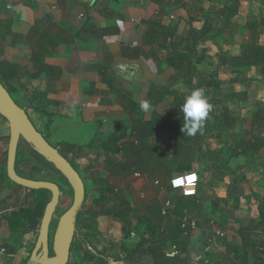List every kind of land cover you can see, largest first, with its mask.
Segmentation results:
<instances>
[{"label":"rangeland","instance_id":"rangeland-1","mask_svg":"<svg viewBox=\"0 0 264 264\" xmlns=\"http://www.w3.org/2000/svg\"><path fill=\"white\" fill-rule=\"evenodd\" d=\"M235 8L236 14L229 16L230 11ZM221 11L223 14H220ZM154 15L175 30L176 40L189 38V29H195L204 39L197 46L201 62L195 66L191 85L184 83L181 78L173 79V70L160 55L151 60L138 57L131 63L136 68H132L129 66L130 62L108 58L103 49L93 46L97 52L92 56L97 58L90 62L97 69H107L113 85L124 96L131 93L132 100L139 109L142 102H149L146 92L152 85L166 87L183 99L194 89L205 90L212 105L208 120L211 128L205 134L198 133L192 137L193 150L189 160L191 170L182 175L183 183L177 188L168 183L158 185L162 180L154 174V170L163 168V163L168 162V166L170 163V167L173 165L172 159L166 158L167 148L162 144H158L160 147L155 146V155L147 164V172L131 170L129 174H120L114 168L112 173L104 169L106 159L113 166L124 162L122 153H112L113 148L128 147L131 152L139 146L135 140L130 139L131 120L134 116H129L125 111L126 100L102 85V90L97 92L91 91L90 87L88 91L70 93L78 97H74L73 106H68L63 99L59 100V92L55 86L46 89L41 81L32 77L31 73L38 70L37 64L29 62L27 57L18 60L20 63L30 64H26L29 68L24 69L25 89L12 97L25 109L44 138L78 171L85 187V199L80 212L90 229L77 226L81 239L74 237L68 264H106L103 257L107 254L106 250L111 249L117 257L121 255L122 260L144 264L145 255H139L135 249L138 245L143 247L150 236H146L144 227L137 225V217H143L145 207H160L164 200H169L173 209L176 197L195 200L184 215L193 216L197 221V228L203 224V219L207 220L209 228H220L218 223L224 225L229 220L238 227L237 223L242 216L264 213V159L258 156L245 157L233 150L238 141L251 138L250 125L256 120L255 117L261 116L264 119V75L255 68L235 65L237 59L242 57L244 46L253 40L264 47V0H168L163 9ZM81 21L82 17L78 19V22ZM146 25L147 22L128 31L129 34L122 43L125 49L143 47L142 36ZM206 25L210 28L206 34H202V26ZM101 51L103 54H100ZM203 80L211 85L207 87L201 84L204 83L201 82ZM91 99H95L94 104L89 102ZM170 102V98H164L157 111L161 114L167 112ZM222 113L231 118L232 127L212 126L215 117L221 118ZM143 118L149 119L150 111H144ZM172 138L168 131L163 130L156 132L154 139L149 140L155 145L156 142L171 143ZM18 149L22 158L23 177L47 180L60 188V201L50 225L49 235L52 239L59 217L72 204V189L52 167L44 166L36 156L27 153L21 146ZM214 161L219 168L225 169L224 178L222 172L212 174ZM231 179L239 182L233 186L237 185L242 189L241 196L234 197L227 193ZM110 188L113 193L120 192L133 209L134 213L130 214L124 225L105 216V209L112 206L115 195H107ZM39 196L40 202L37 201ZM30 198H33L36 207L43 209L50 199V193L31 192ZM101 198L102 203H95ZM87 246L101 258L92 262L85 260ZM130 251L134 255L128 256Z\"/></svg>","mask_w":264,"mask_h":264},{"label":"crops","instance_id":"crops-1","mask_svg":"<svg viewBox=\"0 0 264 264\" xmlns=\"http://www.w3.org/2000/svg\"><path fill=\"white\" fill-rule=\"evenodd\" d=\"M167 2L168 0H0V62L15 64L22 69L21 81L25 89L24 69L31 62V56L39 44L37 42L42 41L47 50L43 51L44 59L37 63L38 70L31 73L32 77L41 81L46 89L55 86L59 92V100L63 99L68 106H73L74 97L78 96L70 93L78 94L88 91L90 87L91 91L97 92L102 90V85L105 86L98 69L90 62L97 58L92 56L97 52L95 48L99 46L108 58L125 60L130 62V67L136 68L131 65L135 59L123 57L126 51L121 50L125 48L122 43L131 28L155 18L154 14L159 13ZM81 17L82 21L78 22ZM13 35L17 37L14 40ZM24 57L29 59L28 63L18 62ZM42 64L58 69V78L40 73ZM89 102L94 104L95 99ZM7 130V122L0 116V264H26L36 243L44 208L40 210L33 198H30L33 190L17 187L9 179L1 177L6 174ZM22 209L28 210L29 215L15 218L14 215ZM202 222L189 238L184 236L182 243L168 244L162 253L151 239L152 236L145 241L143 247L138 245L135 250L139 255H145L144 264H264V213L242 216L237 223L238 227L230 220L224 225L218 223L220 228H209L206 219ZM10 225L15 229H11ZM159 232L165 234L167 230L162 227ZM217 232H221L223 236H217ZM173 246L176 247L177 254L170 257ZM106 253L103 257L106 264H133L131 260H122L121 255H114L113 249L106 250ZM132 255L134 252L130 251L128 256Z\"/></svg>","mask_w":264,"mask_h":264},{"label":"trees","instance_id":"trees-1","mask_svg":"<svg viewBox=\"0 0 264 264\" xmlns=\"http://www.w3.org/2000/svg\"><path fill=\"white\" fill-rule=\"evenodd\" d=\"M220 14H223V12L221 11ZM235 14L236 8L235 10L230 11L229 16H234ZM209 28L210 27L208 25L202 26V34H206ZM175 34V30L163 25L159 16L152 18L147 22V26L142 37L143 47L133 50L131 48H122V51H126V53L123 54V57H127L129 59H137L138 57H140L142 60H151L157 59L158 55H160L162 60L167 63L168 67L173 70V79L181 78L184 83L191 85L193 81V75L195 74V66L201 62V56L198 55L197 46L198 43L200 41H204V39H202V37L198 35L195 29H189V38L187 37V39L178 38L176 40ZM15 38H17L16 35H13V40ZM37 43L39 44L36 45L37 48L34 50L31 56V61L35 64H37L38 62H42L47 50V46H45L42 41H38ZM44 50L45 52H43ZM235 65L248 69L255 68L258 73L264 75V47L259 46L253 40V42L244 46L242 57L237 59ZM21 71L22 69L15 64L0 62V83L7 89L11 96L13 94H18V92H20L24 88L21 81ZM39 72L46 73L48 77L55 76L56 79L58 78L56 76V72H59V70L53 67L40 65ZM98 73L101 77V82L109 89L111 93H114L119 97L121 96L124 100H126L124 109L129 116H134V118L131 120L130 139L135 140L139 145L137 149L131 152L128 147H125L124 149H120L118 147L113 148L112 153H122L123 157H125L124 162H119L117 163L118 165L113 166L112 162L109 159H106V167H104V169L109 173H112L114 168V170L118 171L120 174H129L131 170L138 172H147V164L151 159L153 160L155 155V146H157L158 144H162L167 148L166 158H171L173 165L172 167H170V163L169 166L168 162L163 163V168H157V171L154 170V174H156V176L158 178L160 177V179L162 180L161 182H158L160 183L158 185H162L163 183L169 184L172 178L182 176L186 172L190 171L191 164L189 163V160L190 152L191 150H193V146L191 143L193 136L189 137L183 134V113L180 111V108L183 105L185 99L179 97L174 91H170L166 87H156L154 85L150 86L146 92L150 104V110H148L150 111V118L148 120H145L143 118V112L145 110H143L142 108L139 109L137 103L132 100L133 95L129 92L125 94V96L122 92L120 93V91L113 85L112 78L109 77L111 75L107 73V69H105L104 67H100L98 69ZM201 82H204L201 84H204L207 87L211 85L210 83L205 82V80ZM166 97L170 98L171 102L168 106L167 112L161 114L157 111V108L158 105ZM211 111L209 112L208 117L204 122V134L208 131V129L211 128V126L208 125ZM255 119L256 120H254L250 125L252 133L251 138H249L248 140L243 139L242 141H238L233 150L235 153H239L245 157L258 156V158L260 157V159H264V119H262L261 116H257L255 117ZM212 126L218 128H230L232 127V121L226 113H222L221 118L215 117V123ZM163 130L168 131L173 136L172 142H156L155 145H152L149 139H154L155 133ZM158 146L160 147V145ZM19 152L17 154L15 168L16 172L21 175L22 158ZM35 156L37 160L44 166L52 167L39 155L36 154ZM129 161L131 163H129ZM211 168L212 174L215 175V173L220 174L222 172V176L224 178V175L226 173L225 169L223 170L219 168L216 161L212 163ZM52 169L57 174H59L53 167ZM1 177L3 179H7L6 174H3ZM219 179L221 180L222 178ZM231 180V186L227 187V193L229 192L230 196L234 197L241 196L242 189L240 187H237V185L233 186V184L239 182L235 179ZM33 192L40 193L44 191L33 190ZM106 193L107 195L111 193L113 195L115 194L114 200L112 201V206L105 209L104 213L106 218L111 221L122 223V225H124L128 222L130 214L134 213L133 209L130 207V205L127 203L120 192L113 193V189L110 188ZM39 200H41L40 196L37 201L40 202ZM101 200L102 198L94 202L100 204L102 203ZM194 203L195 200H193L192 198L183 199L182 197H176L173 203L174 209L172 208L167 216H161V207H158L157 205L145 207L143 217H137V225L145 228L144 233H146V235H149L150 238L152 236L151 239L157 244V247H159V252L162 253V250L167 249L168 244L182 243L181 240L184 236L180 229L181 219L185 216L184 213L189 209V206L194 205ZM81 214L82 213L80 212L77 217V226L82 229H90V227L86 225L87 220L85 219V217L82 218ZM28 215L29 211L22 209L18 211V213H16L14 216L15 218H20L24 216L26 217ZM11 222L12 221H10V224H12ZM162 227L167 230L165 234H161L159 232ZM11 229L14 230L15 228H12L11 226ZM192 233L193 231L189 230L187 238H189ZM136 234H138V230H136ZM76 238L81 239V236H79L78 234L76 235ZM121 249L123 251H126V248L123 246H121ZM86 250L88 254L84 255L85 260H90L92 262L95 259H100L99 254L94 253L91 249H88V247H86Z\"/></svg>","mask_w":264,"mask_h":264},{"label":"water","instance_id":"water-1","mask_svg":"<svg viewBox=\"0 0 264 264\" xmlns=\"http://www.w3.org/2000/svg\"><path fill=\"white\" fill-rule=\"evenodd\" d=\"M0 116L8 125L6 176L12 183L28 190L47 191L50 199L44 207L34 248L26 264H68L71 245L78 235L77 217L85 199V187L78 171L36 129L24 108L14 101L0 83ZM30 155H39L68 183L73 192L71 206L59 217L52 239L50 225L60 201V188L47 180L29 179L16 172L18 147Z\"/></svg>","mask_w":264,"mask_h":264},{"label":"clouds","instance_id":"clouds-1","mask_svg":"<svg viewBox=\"0 0 264 264\" xmlns=\"http://www.w3.org/2000/svg\"><path fill=\"white\" fill-rule=\"evenodd\" d=\"M141 108L145 111L150 110L147 101L141 103ZM212 110V105L205 94L203 88H197L185 97L184 103L180 108L183 113L182 132L192 137L198 132L203 134L204 122Z\"/></svg>","mask_w":264,"mask_h":264},{"label":"built area","instance_id":"built-area-1","mask_svg":"<svg viewBox=\"0 0 264 264\" xmlns=\"http://www.w3.org/2000/svg\"><path fill=\"white\" fill-rule=\"evenodd\" d=\"M183 180H184L183 176H177V177L172 178L170 180L169 184L173 188H177V187L181 186V184L183 183ZM171 209H172V203L169 200H164L161 204V209H160L161 216H167L170 213ZM180 229H181L183 236H187L189 230L194 231L197 229V221L194 219L193 216L185 215L181 219ZM216 235L220 236V237L223 236V234L221 232H217ZM176 254H177L176 247L173 246L169 255H170V257H174Z\"/></svg>","mask_w":264,"mask_h":264},{"label":"flooded vegetation","instance_id":"flooded-vegetation-1","mask_svg":"<svg viewBox=\"0 0 264 264\" xmlns=\"http://www.w3.org/2000/svg\"><path fill=\"white\" fill-rule=\"evenodd\" d=\"M20 150H18V152H19ZM16 169V168H15Z\"/></svg>","mask_w":264,"mask_h":264}]
</instances>
